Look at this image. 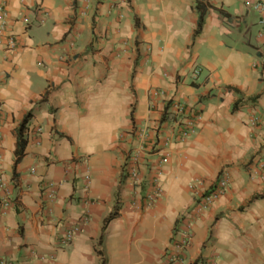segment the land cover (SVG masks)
I'll return each mask as SVG.
<instances>
[{
    "label": "crops",
    "instance_id": "1",
    "mask_svg": "<svg viewBox=\"0 0 264 264\" xmlns=\"http://www.w3.org/2000/svg\"><path fill=\"white\" fill-rule=\"evenodd\" d=\"M248 1L264 3L0 0L18 40L14 50L0 41V258L161 264L181 236L182 218L226 170L230 186L195 220L182 264L212 249L223 264H264V181L256 174L264 158V67H255L264 11ZM198 4L206 14L195 35ZM40 9L48 11L44 22ZM176 100L202 120L187 140H172L163 164L171 126L163 114ZM28 113L29 142L15 166L17 128ZM142 132L136 186L126 161ZM157 174L164 196L151 209L135 207ZM47 182L58 185L53 199ZM85 211L90 221L63 244Z\"/></svg>",
    "mask_w": 264,
    "mask_h": 264
},
{
    "label": "built area",
    "instance_id": "2",
    "mask_svg": "<svg viewBox=\"0 0 264 264\" xmlns=\"http://www.w3.org/2000/svg\"><path fill=\"white\" fill-rule=\"evenodd\" d=\"M247 4L255 9L259 13H263L264 11V3L261 1H248ZM40 14H43L39 21L44 22L45 16L48 15V11L45 9L39 10ZM26 24H30V19L28 17L24 18ZM13 22L11 18V14L4 2L0 3V41H5L6 47L8 50H14L18 46V40L15 35L9 32L8 27ZM258 24L260 25V29L257 33L258 38L261 40L260 49L264 51V19L263 17L259 18ZM262 62H264V57H262ZM201 74V68L195 67L193 70L194 77H197ZM155 95L162 94L163 91L155 90ZM0 115H1V107H0ZM163 118L166 121H169L170 126V134L167 136L163 142L164 145V153L161 157V163H166L169 160L170 152L168 150L169 145L172 143V140L177 139L178 141L187 140L192 134H194L198 128L202 120L201 114H194L190 116L187 113L186 106L179 100L173 101L169 103L167 109H165ZM40 132L41 130L38 129ZM143 133V132H142ZM142 138H138V145H136L131 151L126 161V172L129 177L133 180L136 186H141L142 177L140 173V165L142 163V152L145 148V140L146 136L143 133ZM1 140V134H0ZM153 149V147L151 148ZM157 150V146L154 147ZM3 169H2V156L0 154V189L5 190L6 185L2 178ZM256 174L260 177L262 181H264V158L260 161L259 167L256 171ZM85 180V189L89 191L91 187V175L87 172L84 175ZM230 176L226 172V170H222L218 177L217 182L210 189L204 191L202 195L199 197L196 207L194 209L193 215H186L181 220L180 233L181 236L179 240L175 241V248L177 250H171L169 253L164 255L165 264H181L184 261L183 251L187 248L193 238V224L197 217H199L206 209H208L213 203L222 198L229 186H230ZM191 187L197 186L194 181L190 184ZM48 191V195L50 199H53L57 193V183L56 182H47L45 185ZM164 188L162 186L161 180L158 176L153 177L152 189L146 195L142 196L141 201L142 204H139V200L133 203V205L137 208L151 209L154 205L164 196ZM143 206V207H141ZM90 221V214L85 211L82 213L76 222H74L66 232V235L63 240V244L71 243L75 240L77 234L82 230L83 226L86 225ZM0 264H14V261L11 258H0Z\"/></svg>",
    "mask_w": 264,
    "mask_h": 264
},
{
    "label": "trees",
    "instance_id": "3",
    "mask_svg": "<svg viewBox=\"0 0 264 264\" xmlns=\"http://www.w3.org/2000/svg\"><path fill=\"white\" fill-rule=\"evenodd\" d=\"M197 8L199 10V21H198V26L195 30V35H198L204 25V20H205V14L206 10L203 6L200 4L197 5ZM235 91H239L237 88H233ZM254 98V97H252ZM239 100L236 102L235 107H238ZM31 118V114L28 113L23 120L20 122L19 127L17 128V146H16V160H15V166L22 160V158L26 154V147L29 142V136L27 135V129H28V122ZM16 175V173H15ZM258 197V196H257ZM256 197V198H257ZM117 208H115L114 211L110 213V215L106 219V223L112 220L114 217L117 215Z\"/></svg>",
    "mask_w": 264,
    "mask_h": 264
},
{
    "label": "rangeland",
    "instance_id": "4",
    "mask_svg": "<svg viewBox=\"0 0 264 264\" xmlns=\"http://www.w3.org/2000/svg\"><path fill=\"white\" fill-rule=\"evenodd\" d=\"M259 52H260V57H264V51L263 50H261L260 48H259ZM255 67H261L262 69H263V67H264V62H262V60H259V62H257L256 64H255ZM188 248V247H187ZM206 247H204V249H205ZM174 250H177L176 248L174 249ZM185 250V249H184ZM169 251L170 250H167L166 251V253H169ZM184 252V251H183ZM165 253V254H166ZM164 254V255H165ZM163 255V256H164ZM161 256H162V254H161ZM183 257H184V254H183ZM164 258V257H163ZM163 258H161L162 259V262H161V264H165V259H163ZM184 262V261H183ZM183 262H181V264L183 263ZM195 264H223L222 263V261H221V259H220V256H219V254H218V252H216L214 249H212L211 251H210V254L209 255H200L199 257H197V259H196V261H195Z\"/></svg>",
    "mask_w": 264,
    "mask_h": 264
}]
</instances>
